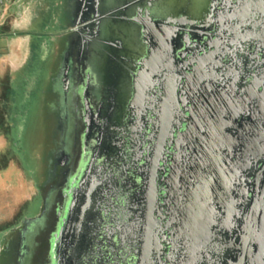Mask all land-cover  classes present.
<instances>
[{
    "label": "water",
    "instance_id": "1",
    "mask_svg": "<svg viewBox=\"0 0 264 264\" xmlns=\"http://www.w3.org/2000/svg\"><path fill=\"white\" fill-rule=\"evenodd\" d=\"M136 1L104 0L112 8L104 37L137 55L130 81L123 72L118 77L117 117L123 104L133 111L147 102L156 86L158 108L165 117L176 110L185 124L176 160L166 173L158 142L136 152L133 111L115 150L123 156L118 165L104 166L114 152L84 155L54 247L65 239L72 264H201L205 248L213 264H264V0H168L167 8L166 0H139L149 11L131 17ZM177 24L198 33L188 53H175ZM186 58L181 83L175 66Z\"/></svg>",
    "mask_w": 264,
    "mask_h": 264
},
{
    "label": "flooded vegetation",
    "instance_id": "2",
    "mask_svg": "<svg viewBox=\"0 0 264 264\" xmlns=\"http://www.w3.org/2000/svg\"><path fill=\"white\" fill-rule=\"evenodd\" d=\"M65 2L68 4L70 18L66 24H59V31L56 33L58 40L71 38L64 71L60 78L62 84L59 82L61 84L59 88L62 94V105L66 100L62 111V117L65 121L64 129L66 128L65 142L61 141L63 150L60 152L56 177L50 185L43 209L28 221H19L18 225H14L19 226L20 229V248L17 252L18 264H54L56 258V262L59 264H72L68 252L64 250L67 245L65 239L62 247L59 244L54 247V235L61 225V220L66 216L68 205L72 201L71 182L78 175L84 155L90 151L94 157L102 159L114 152L118 157L111 159V162L105 163L104 166L112 167L113 163L118 165V161H121L123 156L121 153L117 154L115 150L120 139L122 140L121 129L124 127V122L134 120L133 111L138 113H135L138 124H132L135 127L136 152L139 154L141 149L150 146V143L158 142L159 153L163 159L160 166L166 173L170 170L172 159L174 160L177 156L174 147L185 128L182 114L173 110L165 117L162 109L158 108L159 91L153 85L147 90V102L139 105L138 109L133 107V111L128 110L123 104L125 113L121 118L117 117L119 105H122L117 97L118 77L123 72L126 81H130L132 72L137 68V55L126 51L117 39L109 41L104 37L102 27L106 24L105 16L112 11L110 10L111 7L106 9L104 0H65ZM143 2L137 0L130 6L133 11L131 17H134L139 10L142 15H144L145 10L149 11ZM122 6L115 7L116 17L121 16ZM45 19L44 15L40 21L43 22ZM131 25L140 26L134 21ZM165 25L170 26L169 23H165ZM214 26L211 25L212 32L216 31ZM177 27L176 45H179L180 49L175 53H188L187 50L185 51L187 42L189 40L194 42L195 39H192L191 36L194 34L197 36L198 33L188 34V27L183 24H177ZM223 29L224 32L226 29L230 30L229 27ZM150 41L149 38L147 43ZM191 49V53H201L200 50L198 51V46L197 48L191 46ZM97 59H99L100 65L97 64ZM187 64V58L182 63L176 64L174 75L176 81L180 79L181 83L184 82L182 78L187 73L185 72ZM133 105L134 101H132ZM117 118L120 121L117 122ZM185 158L186 155L181 163V177L187 176V159ZM116 167L119 172L123 171L121 166ZM160 170L158 168L159 172ZM181 182L184 185L187 184L185 178H182ZM77 195L80 198L79 193H76V198ZM82 205L81 202L79 206ZM70 225L71 216L66 222V228ZM163 229V234L166 235L164 226ZM53 247L56 255H53ZM209 247L213 250L212 245ZM201 255V264H213L209 262L206 248Z\"/></svg>",
    "mask_w": 264,
    "mask_h": 264
},
{
    "label": "rangeland",
    "instance_id": "3",
    "mask_svg": "<svg viewBox=\"0 0 264 264\" xmlns=\"http://www.w3.org/2000/svg\"><path fill=\"white\" fill-rule=\"evenodd\" d=\"M53 1L41 26L44 36L36 39L35 53H28L22 76L14 74L7 99L8 71L0 76V264H18L20 229L14 225L43 209L65 142L66 100L62 105L59 86L71 38L50 43L49 36L56 39L59 24L70 17L65 0ZM170 4L166 0L164 8Z\"/></svg>",
    "mask_w": 264,
    "mask_h": 264
},
{
    "label": "crops",
    "instance_id": "4",
    "mask_svg": "<svg viewBox=\"0 0 264 264\" xmlns=\"http://www.w3.org/2000/svg\"><path fill=\"white\" fill-rule=\"evenodd\" d=\"M7 1L3 10L0 11V65L4 68V70L1 69L4 72L0 71V76L6 73L7 70L10 85L14 74H22L21 69L25 64L28 53H35L37 49L36 39L44 36L41 31L43 22L40 19L44 15L46 18L48 17L54 1ZM34 27L38 29L36 30ZM49 37L50 43L58 39H55L53 35Z\"/></svg>",
    "mask_w": 264,
    "mask_h": 264
},
{
    "label": "trees",
    "instance_id": "5",
    "mask_svg": "<svg viewBox=\"0 0 264 264\" xmlns=\"http://www.w3.org/2000/svg\"><path fill=\"white\" fill-rule=\"evenodd\" d=\"M9 92H11V87H10V85L8 83V84L5 85V91H4V95H5L6 99L9 98ZM1 121H3V120L0 119V128L3 126L2 125L3 123ZM6 134H7V132H6Z\"/></svg>",
    "mask_w": 264,
    "mask_h": 264
}]
</instances>
